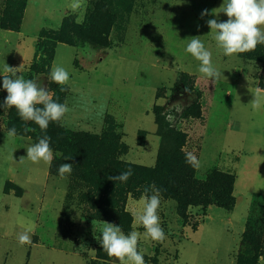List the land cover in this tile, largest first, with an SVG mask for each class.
Wrapping results in <instances>:
<instances>
[{
	"label": "rangeland",
	"instance_id": "374dc122",
	"mask_svg": "<svg viewBox=\"0 0 264 264\" xmlns=\"http://www.w3.org/2000/svg\"><path fill=\"white\" fill-rule=\"evenodd\" d=\"M81 2L72 10V0H0V19L20 24L18 31L0 29V76L13 77L6 65L17 68L16 76L42 82L69 108L47 130L36 125L39 138H51L52 172L43 161H20L35 142L27 133L7 136L0 108V264H119L101 246L104 222L141 234L145 264H264V103L259 110L250 104L254 95L264 97V44L223 54L207 20L227 21L224 0ZM55 35L58 42L45 39ZM198 36L223 73L218 81L199 73L185 50ZM45 42L57 45L53 66L70 74L64 86L31 71ZM6 96L0 87V103ZM180 144L197 157L196 182L214 175L209 188L190 186L178 172L161 185L141 173L157 170L160 152ZM64 163L73 170L62 179ZM12 168L24 197L10 181ZM129 168L127 182L107 179ZM222 174L236 177L227 208L215 203ZM152 185L161 190L163 241L145 237L135 221ZM164 189L182 193L187 209ZM25 231L37 243L19 244Z\"/></svg>",
	"mask_w": 264,
	"mask_h": 264
},
{
	"label": "clouds",
	"instance_id": "9594fccd",
	"mask_svg": "<svg viewBox=\"0 0 264 264\" xmlns=\"http://www.w3.org/2000/svg\"><path fill=\"white\" fill-rule=\"evenodd\" d=\"M72 10L82 7L81 0H72L69 5ZM221 13H224L227 21L218 19L207 20V25L211 29L210 34H214V40L219 49L225 56H233L241 53L254 51L258 45L264 44V0H224L220 7ZM216 10H212V15ZM209 10L205 9L201 13V18L208 16ZM218 16V15H217ZM186 52L199 61L198 71L205 77L218 81L221 73L212 61V53L203 43L201 37H192L187 40ZM16 69L6 65L4 71L13 73V77L3 76L2 87L7 92L4 101L0 103V108H14L23 121L34 122L41 130H47L50 122H60L69 112L66 103H58L53 100V92L49 91L42 82L36 80H26L23 76H16ZM70 74L62 66H53L48 76L51 83L58 86L68 84ZM64 88L61 87V91ZM254 100L250 103L254 109L259 110L264 97L254 95ZM42 106V107H40ZM25 131H35L33 128L25 127ZM7 136L17 135L15 127L10 128ZM51 138L47 135L38 138V142L29 145L27 149V158L21 156V162L28 159L33 163L41 161L50 163L53 160V150L50 146ZM71 159V158H66ZM121 160L125 157L121 156ZM186 162L193 167L198 166L197 157L192 153L186 154ZM73 165L64 163L59 167V175L62 179L66 174H71ZM133 175L132 169L117 175L108 176L111 181L127 182ZM151 190V195L149 191ZM144 204L143 211L135 216V221L143 226L145 232L143 235L154 241H163L166 239L164 230L161 226V218L158 209L161 204V190L155 185L151 189L145 188L144 195L141 197ZM95 221H93V224ZM140 233L132 231L130 234H124L120 226L104 222L102 229V239L100 240L103 250L110 257H114L119 264H145L144 256L138 250V240ZM21 245L32 244L33 241L28 231L19 233L17 236Z\"/></svg>",
	"mask_w": 264,
	"mask_h": 264
},
{
	"label": "trees",
	"instance_id": "16d2710c",
	"mask_svg": "<svg viewBox=\"0 0 264 264\" xmlns=\"http://www.w3.org/2000/svg\"><path fill=\"white\" fill-rule=\"evenodd\" d=\"M7 17V18H6ZM4 16L0 19V29L4 31H18L20 29V24L18 23L16 25L15 22H13L12 16ZM45 39H51L53 42H58L59 38L57 35H55L54 38H47L45 36ZM56 44L52 45L49 42H45L43 44L39 43V47L36 52L37 61L35 60L34 64L31 67L32 72H38L44 75L49 76L53 61L55 58V49ZM52 48V49H51ZM54 48V50H53ZM9 76V75H8ZM2 80L3 77L0 79V87H2ZM4 101V100H3ZM2 101V102H3ZM3 113L6 115V129L9 130L12 127H15L17 129V137L24 136L23 134L27 133L31 139L37 143L40 130L38 127H36V124L34 122L28 121V125L25 126V124L21 121V118L19 117L17 111L14 108H2ZM108 127L110 128L108 131H111L112 123L110 121H107ZM25 127L27 128H33L35 131H25ZM39 131V132H38ZM110 133V132H109ZM112 134V133H111ZM115 136V135H113ZM181 135L177 134L175 140H178V137ZM180 140V139H179ZM104 141V140H102ZM184 145V144H183ZM182 145H176L166 156L162 152H160L158 157V168L155 171H151L150 169H142L141 173L150 179H157L159 181V184L161 185L163 182H166L169 180L170 177L176 176L177 172L180 176L183 177L185 180V183L189 184L190 186H197L199 188H209L211 186V182L215 180L214 175L211 176L207 181L204 183H198L195 181V167L190 165L188 162H186V154L182 151ZM52 165H54V161L52 162ZM50 171L52 172V166L50 168ZM219 181L221 183L222 189L217 190V197L215 200V203L218 204L220 207H229L231 203L233 202V185L235 184L236 177L233 174H222L219 176ZM162 189V188H161ZM22 191V189H20ZM163 193H166L170 195V197L175 198L179 203V209L180 210H186L187 206L189 205L187 198L183 196L182 193H180L178 190L173 189H164ZM23 192L18 194L17 196H21ZM257 225H261V223H256ZM251 232V231H250ZM252 233V232H251ZM36 238V237H35ZM36 242V239L33 241Z\"/></svg>",
	"mask_w": 264,
	"mask_h": 264
},
{
	"label": "crops",
	"instance_id": "0c3cea01",
	"mask_svg": "<svg viewBox=\"0 0 264 264\" xmlns=\"http://www.w3.org/2000/svg\"><path fill=\"white\" fill-rule=\"evenodd\" d=\"M10 32V31H9ZM55 58H56V56H55ZM55 61V60H54ZM54 61H53V64H54ZM52 67H53V65H52ZM2 76H8V74L7 73H4V74H2L0 77H2ZM46 165H47V169L49 170V168H50V163H46ZM12 178L10 179V181L15 185V186H17V187H19L20 189H22L23 190V194L21 195V196H18V197H24V195H25V193H26V191H27V189H25L24 188V185H23V183H21V182H18V180H17V173H18V171H17V168L15 169V168H12ZM48 175L50 176V174H49V171H48ZM9 181V180H8ZM7 181V182H8ZM7 184V183H6ZM5 187H6V185H5ZM5 191V188H4V190H3V192ZM6 194V193H5ZM9 194H14V192L12 191L11 193H9ZM8 194V195H9ZM15 195V194H14ZM16 196V195H15ZM1 263H2V260L0 261ZM6 263L5 264H7V261H5Z\"/></svg>",
	"mask_w": 264,
	"mask_h": 264
}]
</instances>
